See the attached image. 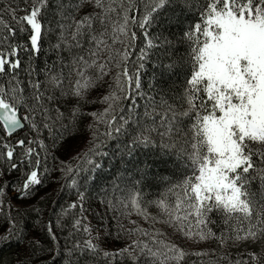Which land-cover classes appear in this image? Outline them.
<instances>
[{
	"label": "snow or ice",
	"instance_id": "snow-or-ice-1",
	"mask_svg": "<svg viewBox=\"0 0 264 264\" xmlns=\"http://www.w3.org/2000/svg\"><path fill=\"white\" fill-rule=\"evenodd\" d=\"M3 248L264 264V0H0Z\"/></svg>",
	"mask_w": 264,
	"mask_h": 264
},
{
	"label": "trees",
	"instance_id": "trees-1",
	"mask_svg": "<svg viewBox=\"0 0 264 264\" xmlns=\"http://www.w3.org/2000/svg\"><path fill=\"white\" fill-rule=\"evenodd\" d=\"M147 71H148V74L145 75V77H144V80L146 82L150 79V75H151L150 69L147 70ZM141 103H142V101H141ZM100 183L102 184V186H106V185L103 184V181H101ZM49 191H51V189H49ZM145 191L148 192V193H155L157 191V189L150 188V189H145ZM64 200H68V195L67 194L64 195ZM94 202H95V194H94ZM12 255H14V252H13L12 249L3 248L2 250H0V256L9 257V256H12Z\"/></svg>",
	"mask_w": 264,
	"mask_h": 264
},
{
	"label": "rangeland",
	"instance_id": "rangeland-1",
	"mask_svg": "<svg viewBox=\"0 0 264 264\" xmlns=\"http://www.w3.org/2000/svg\"><path fill=\"white\" fill-rule=\"evenodd\" d=\"M92 207H93L94 209L96 208V201L93 202ZM97 211H103V206H101L99 209H97ZM93 223H95V221H94Z\"/></svg>",
	"mask_w": 264,
	"mask_h": 264
}]
</instances>
